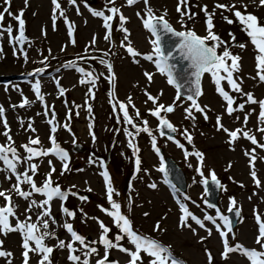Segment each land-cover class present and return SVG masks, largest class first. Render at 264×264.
Here are the masks:
<instances>
[{"label": "rangeland", "instance_id": "obj_1", "mask_svg": "<svg viewBox=\"0 0 264 264\" xmlns=\"http://www.w3.org/2000/svg\"><path fill=\"white\" fill-rule=\"evenodd\" d=\"M58 3L61 5L60 9H55L52 0H28L27 6L25 0H11L9 9L11 13L18 14L21 10L24 12L27 41L20 45L10 40L6 31L0 38V48L3 49L0 52V80L9 81L4 85L0 83V106L4 109L3 116H0V145H11L16 148L20 159L25 161L17 164V172L22 173L28 168L26 161L28 154L22 146L28 144L30 138L38 136L41 144L33 147L51 148L52 125L48 120H53L57 125L54 134L56 141L69 157V171H63L62 162L50 154L34 158L31 163L38 165L37 172L35 174L29 172L37 186H42L51 168L55 167V172H51L54 186L59 185L64 191L76 193L69 194L66 201L55 198L51 202V216L55 223L49 219L48 231L54 234V238L46 237L44 243L54 248L50 257L52 264H73L68 259L69 250L57 247L60 240L71 242V234L63 227L65 223H71L73 230L85 238L86 244L98 249L99 254L91 256L90 264H96L105 253L104 246L99 243L102 234L99 226L101 221L111 229L109 239L116 242L115 237L119 230L112 218L102 211L103 208L111 207L107 200L105 181L100 175L105 168L109 172L114 189L119 193L113 198L121 204V212L128 216L133 230L139 235L155 239L170 248L173 257L183 264H208L207 252L212 254V264H250L247 258L239 253H231L227 260L222 258L221 253L224 250L222 238L210 221H205L206 228H200L189 218L188 223L192 228H181L180 203L185 204L189 211L200 219H203L205 214L215 217L217 208L208 207L204 184V180L212 179L214 172L216 178L220 180L218 199L220 212L226 216L231 199L234 198L235 209L240 213L237 224L233 227L232 233H229V244L234 246L239 243L249 249H260L255 243L258 235L255 214L258 212L264 220V148L253 145L243 136L229 143V135L223 130H217V117L221 118L220 122L229 131L236 129L250 131L260 144H264V133L258 131V128L264 127L258 119L259 105L245 103L247 97L243 95L251 93L258 101L264 100V82L257 77V51L244 27L236 20L232 11L215 8L217 3L235 4L237 9L245 13L242 5H247L245 14L257 16L259 22L264 24V7L259 6V0L255 2L188 0L187 8L183 10L190 9L195 15L193 19L185 16L183 24L180 22V13L176 10L178 0H148L147 6L143 0L132 6L127 5L126 0H115L114 4L109 0L90 2L76 0V4H72L70 0H58ZM205 5L210 13L215 12L212 31L226 42L233 55L240 57V70L234 73V77H238V83L242 81V93L232 91L226 80L221 81V86L233 96L234 108L245 104L242 111L237 110L229 115L226 111L227 102L217 92L211 75L205 73L201 78L202 94L195 99L202 108H205L207 120L204 119V114L196 112L195 109H193L195 119L186 118L185 110L191 107L192 101L181 95L177 100V88L167 83V77L157 71L152 61L144 58L152 54L151 40L155 37L144 27L142 20V17L147 18V8L150 7L156 16L164 15L166 12L165 19L174 29L193 30L203 37L207 35V18L202 11ZM5 7H8L5 0H0V12H3ZM111 7L119 8L127 18L124 27L130 33L128 40L140 53L139 56L132 57L126 48L121 46L125 34L119 30V16L111 22V40L104 39L106 29L103 27V19L93 16L92 11H103L105 15H111L108 11ZM61 10L64 12L63 16L60 15ZM224 17L234 22L229 24ZM69 23L74 25L71 35ZM3 25L5 28L9 25L12 27L13 37L18 35V24L12 16L5 14ZM73 39L75 43H72ZM240 44H244L245 47L240 48ZM223 50L222 46L217 51L219 53ZM24 53H27V59L24 58ZM101 60L106 63L102 64ZM108 63L112 65L111 73L107 69ZM80 68L92 72L93 76L97 77L95 85L80 83L81 79H85L79 71ZM145 72L153 74L151 82L147 80ZM112 74L115 76L114 81L107 78ZM37 81L44 97L42 101L34 92L33 86ZM61 88L64 89L63 95L60 94ZM161 92L163 95H160ZM146 93L154 97L159 96L158 103L165 106L175 105L172 113H162L177 129L172 140L160 135L159 121L150 114L155 105L147 100ZM25 98L30 103L20 107ZM119 102L128 105L129 115L133 117V122L138 127H144L143 121H148L147 127L152 130L153 136L156 137V146L162 149V153L157 154L153 149L151 136L144 132L136 135V129L124 121L119 107L115 109L113 107ZM88 105H91V113L87 110ZM136 110H139V117L136 116ZM246 116L247 124L244 123ZM4 119L7 120L10 129L11 141L3 135L8 131L4 127ZM30 123L36 129L35 132L29 129ZM65 123L69 124L70 131L63 127ZM185 130L192 136L191 143L184 135ZM128 131L133 132L134 136H127ZM129 139H132L139 149L138 153H134L128 146ZM176 141L183 144L184 148H180ZM253 148L256 155L254 170L261 181L259 187L251 176L253 169L250 167V156L245 155L246 150L250 152ZM185 151L202 153V165L195 155L185 157ZM137 156L141 161L139 171L135 165ZM167 157L185 173V191L175 186L165 172L159 171L162 166L165 168ZM9 158H12L11 153ZM201 171L203 176L200 175ZM15 183V175L7 169L3 161H0V191L12 197L16 214L15 217H10L11 224L15 226L17 218L23 222L30 216L31 222L38 223L39 226L38 213L43 209L38 207H32L31 211L26 209L30 207L32 200L39 204L46 197L34 193L26 200L18 196L13 189ZM153 183L157 185L155 189L149 187ZM21 187L25 191H31L28 184ZM80 197L87 199L81 200ZM6 204L4 197H0V207ZM64 207L75 212V217L66 216L62 210ZM145 213L148 215L145 216ZM157 222L160 224V231L154 230ZM217 223L223 224L219 219ZM192 229H195V232ZM206 229L212 230L211 236ZM43 231L41 228V232ZM0 240L3 241L2 250L13 254L8 258L0 257V264H7L8 260H11V264H23L22 234L20 232H11L6 236L0 234ZM32 243L34 246V242ZM119 243L123 247L135 250L127 237ZM74 247L82 248L78 242ZM75 254L84 258L81 251ZM141 257L138 264H151L152 258L146 253L142 252ZM109 258L113 259L109 264L116 262L128 264L130 259L126 253L118 249L109 250ZM39 259V255L30 253L29 264H38Z\"/></svg>", "mask_w": 264, "mask_h": 264}, {"label": "snow or ice", "instance_id": "obj_2", "mask_svg": "<svg viewBox=\"0 0 264 264\" xmlns=\"http://www.w3.org/2000/svg\"><path fill=\"white\" fill-rule=\"evenodd\" d=\"M28 0H25V5L27 6ZM72 4H76V0H70ZM110 3L114 4L115 0H109ZM127 5L132 6L134 4H137L139 0H126ZM255 2V0H253ZM52 3L55 6V9H60L61 5L58 3V0H52ZM143 3L147 6L148 0H143ZM5 4L8 5V7L4 8L3 12H0V38H2L4 31H6L9 34L10 40L19 43L20 45H23L27 41V37L25 36V20L23 19L24 12L21 10L18 14H13L10 12V6H11V0H5ZM188 5V0H178L177 4V12L180 13L181 16V23L183 24V18L185 16L188 17V19H193L194 13L191 12L190 9H186ZM245 8V13L247 10V5H242ZM259 6L264 7V0H259ZM215 8L217 9H224L226 11H232L233 15L235 16L236 20L244 27V31L247 33L248 37L250 38L251 44L254 46V48L257 51L256 55V68H257V77L261 82H264V24H261L259 22V19L257 16L251 14V13H242L239 9L236 8L235 4L232 5H225V4H219L217 3L215 5ZM235 9V11H233ZM108 11L111 13V15H105L103 11H92V15L96 17H101L103 19V27L106 29V35L104 36V39L106 41L111 40L112 35V21L115 17L119 16V30L122 31L124 35V40L121 42V46L126 48V51L132 56L136 57L139 56L140 53H138L132 46L131 42L128 40V36L130 33L128 32V29L124 27V24L127 22V18L120 12V9L117 7H111L108 9ZM202 11L205 13L206 16V30L207 35L206 36H199L197 33L193 30H186V31H175L171 25L168 23V21L165 19V16L167 13L165 12L164 15L156 16L153 12V10L148 7L147 8V18H143V25L146 29H148L152 35L155 37V39L151 40V43L153 45L152 54L145 56L144 58L152 61L157 71L167 77V83L170 85H173L177 88V96L176 99H180V85L177 83V79L174 73L173 65L169 63V61L173 58L171 54L166 55L164 49L161 46V32L163 33H171L172 35L179 37L180 42L177 51L181 54V56L190 61V67L193 69L192 76L195 77L194 81L192 83L195 85L194 90L190 89V91L193 92L192 95H189L187 97L188 100L192 101L191 107L187 108L185 111L187 113L186 118L195 119V116L193 115V109H195L196 112H200L204 114V119L207 120V114L205 108H202L197 102L194 97H198L202 94L201 92V78L205 73H209L211 77L213 78L214 83L217 86V92L219 95L227 102L226 111L229 115H231L234 111L237 110H243L245 107V104L238 105V108H234L233 105L235 103V100L233 96L229 94L228 91L224 89V87L221 86V81H227L228 85L231 87V90L236 93H242L241 83H238V77H234V73L239 72L240 70V57L238 55H233L232 52L228 49L226 42L223 41L218 35H216L212 29L214 27L213 25V16L215 15V12H209L207 6L205 5L202 8ZM5 14H8L13 17L17 21L18 24V35L15 37L12 36L13 29L9 25L7 28L4 27L3 21ZM60 15L63 16L64 12L61 10ZM137 15H140L137 13ZM55 19V15H54ZM224 19L227 21V23L232 24L234 21L231 19H228L227 17H224ZM69 34L71 35L74 29V25L69 23ZM46 34V33H45ZM233 41L235 40V37H232ZM209 41L212 43L210 44ZM72 43H75V40H72ZM95 43V38H93L92 44ZM223 46L224 50L222 52L218 53V49ZM240 48H244V44L239 45ZM3 49L0 48V52H2ZM24 58L27 59V53H24ZM155 58V59H154ZM231 61V63H229ZM102 64L106 63L104 60L100 61ZM138 63V61H136ZM74 66V65H73ZM107 69L109 73L112 71V65L110 63L107 64ZM40 71V70H37ZM79 71L83 74L85 79H81L80 83H89L92 85H95V81L97 77L93 76V73L90 71H85L83 68H80ZM223 73V74H222ZM144 75L146 76L147 80L149 82L153 79V74L145 72ZM110 81L115 80L114 74L107 77ZM254 79L256 77H253ZM34 92L36 97L39 100H43L44 97L41 94V86L39 81H37L34 86ZM60 94H64V89H60ZM147 100L151 101L155 107L150 110V114L153 117H156L159 121V129H160V135L164 136L165 132L164 129H169L171 132H176L177 129L170 123V121L162 115V113H172L175 110V105H169L165 106L164 104L158 103L159 96H152L151 94H147ZM160 95H163L161 92ZM247 97L245 103L250 104H258L259 105V122L261 124H264V100H257L253 94L251 93H243ZM113 99H115L113 95ZM30 101L25 98L23 103L20 104V107H24L25 105H28ZM129 104H131V98L129 97ZM119 107V109L123 113V119L124 121L132 125L133 128L136 129V135H138L140 132L147 133L149 136L152 137L151 143L153 149L156 151L157 154H159L160 149L156 146V137L153 136L152 130L147 127L148 121H143L144 127H138L133 122V117L129 115L128 111V105L122 102H119L118 105L114 104V109L116 107ZM47 108V106H45ZM132 107H135L132 105ZM88 112L91 113L92 108L91 105H88ZM255 111V109H253ZM4 109L2 106H0V116H3ZM47 112L45 113V115ZM79 113H77L78 115ZM140 113L139 110H136V116L139 117ZM68 119H71V110H69L68 113ZM119 120V117H118ZM221 118L217 117V130H223L226 132L229 137L230 141L229 143L235 142L237 139H239L241 136L249 140L253 145H258L260 148H264V144H260L256 138L255 135H252L250 131H244L243 129H236L234 131H229V129L225 128L224 125L220 122ZM23 123V122H21ZM48 123L52 125L50 131L52 135H50V142L52 147L48 149L43 148H37L33 147V145H40L41 141L39 137L36 138H30L29 143L26 145H23L22 147L25 149L26 153L28 154L26 157V161L28 162V168L22 173L17 172V164L18 163H24L25 161H22L17 154L16 148L12 147L11 145L4 146L0 145V161H3L4 164L7 166V169L11 171L12 174L15 175L16 183L13 185V189L17 193L18 196L28 199L30 196H32L34 193H38L46 197L43 201H41L39 204L32 200L30 207L26 209V211H31L32 207H38L40 209H43L42 212L38 213L39 217V226L38 223L31 222V217H27V219L23 222L19 221L17 218V224L13 226L10 221V217H15V211L14 206L12 205V197L10 195H7L5 192L0 191V197H4V199L7 201L6 206L0 207V234L7 235L11 232H20L22 234V257H23V264H29L30 260V253H36L40 256V259L38 261V264H52L51 262V254L54 251L53 247L47 246L44 243V240L46 237L54 238V234L49 232V219L52 220V223H55L54 218L51 216V202L55 198H59L61 201H66L68 199L69 194L76 195V193H70V191H64L62 190L59 185H55L53 183V180L51 178V172H55V167L51 168V172L46 177L45 181L43 182L42 186H37L33 175H29V172H32L35 174L38 169V165L31 163V161L34 158L48 156V155H54L62 162V168L63 171H69V165H68V153L62 149L59 144L56 141L55 138V132L57 131V125L53 120H48ZM245 124H247V116L245 117ZM5 129H8V123L7 120L4 119L3 121ZM29 129L32 132H35L36 129L31 126V123L29 124ZM64 128L68 129L70 131L69 124L65 123L63 125ZM10 129L8 131H5L3 135L7 137L9 141H11V136L9 135ZM258 131L261 133H264V127L258 128ZM127 136L133 137L134 133L131 131L126 132ZM94 135V134H93ZM184 135L186 136V139L191 143L192 136L187 133V130H185ZM169 140H172V136L167 137ZM177 145L180 148H184L183 144H180L179 141H176ZM128 146L133 149L134 153H138L139 149L136 147V145L133 143L132 139H129ZM9 153H11L12 158H9ZM188 155H195L198 160L200 161L201 165L203 163V154L200 152L195 153H188L185 151V157ZM245 155L250 156V167L253 169L251 171V176L255 182V184L259 187L261 181L257 178V174L255 169V149L253 148L250 152L245 151ZM49 164L51 165V161H49ZM140 164L141 161L139 157L137 156V159L135 160L136 170H140ZM191 166V165H189ZM159 171L166 172V169L162 166ZM100 175L103 177L105 184H106V195L107 200L110 204V209L103 208L102 211H104L109 217L112 218L115 226L119 230V234L116 235L115 241L113 242L112 239H109L108 234L111 231L109 227H107L102 221L99 223L100 229L102 230V234L100 237L99 243H101L104 246L105 253L104 256L101 259H98L96 264H109V250L111 249H118L119 251L126 253L130 259L128 261V264H138L139 261H141V253H146L149 257H151V264H183L182 261H179L177 258L173 257L170 248L163 246L155 239L145 237L142 235H139L136 231L133 230L132 222L128 218L127 215L123 214L121 212V204L118 203L113 197L114 195H119L118 192L113 187L112 179L109 175V172L105 168L103 172L100 173ZM200 175L203 176V172H200ZM11 178V177H8ZM212 181L215 184H218L217 178L215 176V173H212ZM208 181L204 180V184L207 185ZM28 184L30 186L31 191H25L22 189L21 185ZM150 188L155 189L157 185L155 183L149 185ZM91 191V189H89ZM81 200H86L87 197H80ZM187 199V198H186ZM179 203V201H178ZM130 207V205H129ZM208 207L212 208L215 207V205L208 204ZM236 208V200L233 198L231 199V206L229 208V212H232L233 209ZM63 213L71 218H74L76 213L73 211H70L67 207H64ZM180 210L182 212V216L180 219V227L184 228H192V225L188 223L189 218L195 222L196 225H198L200 228H206L205 221H210L216 228V230L219 232L222 243H223V252L221 253V256L223 259L227 260L229 258V255L231 253H239L242 256L246 257L247 260L250 262V264H264V220L261 219V215L257 212L255 214V220L258 225V235L256 237L255 243L260 246V249H249L246 248L242 244H235L234 246H231L229 244L228 236L229 233H232L233 231V225L229 217L223 215L219 209L216 210V216L207 215L205 214L203 219L198 218L196 215H194L191 211H189L188 207L180 203ZM236 216L239 217L240 213L237 210ZM145 216L148 215V213L144 214ZM47 217L48 219H45ZM217 219L223 222V224L217 223ZM63 227L67 230L68 233L71 234V242L66 243L63 240H60L57 247L64 249L67 248L70 252V255L68 259L73 262V264H90V258L93 254H99L98 249L96 247H91L89 244L85 243V238L79 234H77L76 231L73 230V225L71 223H65ZM41 228L44 229L43 232H41ZM227 229L226 231L224 229ZM155 231H160V224L157 222V224L154 227ZM193 232H195V229H192ZM208 232V235L211 236L212 230L206 229ZM125 237L128 238L129 242L134 246L135 250H130L129 248L123 247L119 241L125 239ZM234 238V237H233ZM204 239V238H202ZM34 242V246L33 243ZM78 242L82 248L77 249L74 247V244ZM95 243V242H93ZM3 241L0 240V257L8 258L11 257L13 254L8 251L2 250ZM77 251H81L83 253V259L80 255H76L75 253ZM208 257V264H212L213 257L211 252H207ZM7 264H11V260H8ZM118 264V262H116Z\"/></svg>", "mask_w": 264, "mask_h": 264}, {"label": "water", "instance_id": "obj_3", "mask_svg": "<svg viewBox=\"0 0 264 264\" xmlns=\"http://www.w3.org/2000/svg\"><path fill=\"white\" fill-rule=\"evenodd\" d=\"M85 1L90 2L91 0H85ZM174 30L177 32H180L176 29ZM161 37H162L161 46L164 49L165 54L166 55L171 54L173 57L169 61V63L173 65L177 83L181 86L179 89L180 95L182 97L187 98L189 95L193 94V92L190 91V89L194 90L195 88V85L192 83L195 77L192 76L193 69L190 67V61L184 59L181 56V54L177 51L179 42H180L179 37H176L172 35L171 33H163V32H161ZM201 89H202V84H201ZM164 132H165V136L167 137L168 136L175 137V134H176V132H171L169 129H164ZM162 152H163L162 149H160L159 153H162ZM165 169H166L165 173L167 177L175 184V186H177L181 191H185L186 190L185 173L169 157L165 158ZM207 181H208L206 185L207 202L209 204L215 205V207L219 209L218 199H219V191H220V180L217 179L218 184L213 183L212 179H209ZM236 211L237 209H233L232 212H229V211L226 212V216L230 218L233 227H235V225L238 222V218H239L235 214ZM109 262H113V259L109 258Z\"/></svg>", "mask_w": 264, "mask_h": 264}, {"label": "bare ground", "instance_id": "obj_4", "mask_svg": "<svg viewBox=\"0 0 264 264\" xmlns=\"http://www.w3.org/2000/svg\"><path fill=\"white\" fill-rule=\"evenodd\" d=\"M139 1H141V0H139ZM134 5H135V4H134ZM8 82H9V81L6 80V79H5V80H0V83L3 84V85L6 84V83H8ZM250 116L252 117L251 112H250Z\"/></svg>", "mask_w": 264, "mask_h": 264}]
</instances>
